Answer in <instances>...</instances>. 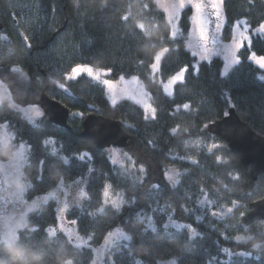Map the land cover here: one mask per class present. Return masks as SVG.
Segmentation results:
<instances>
[{
    "label": "trees",
    "instance_id": "1",
    "mask_svg": "<svg viewBox=\"0 0 264 264\" xmlns=\"http://www.w3.org/2000/svg\"><path fill=\"white\" fill-rule=\"evenodd\" d=\"M34 2V16L15 21L19 12L7 10L0 0V79L19 105L40 106L43 93L59 101L69 109L68 128L51 123L45 114L30 123L0 102V123H7L15 135L0 146V160L8 159L20 142L30 146L21 173L28 201L61 182L86 179L85 201L68 208L66 219L76 223L90 246L72 248L77 244L64 232H49L58 226V205L51 201L29 214L14 243H0V264H94L95 250L116 227L131 240L108 249L101 264H264V221L249 227L243 223L249 205L264 199V175L253 181L227 143L207 129L234 109L264 136V70L247 59L250 51L264 56V34L252 37L251 49L243 48L240 63L223 77L218 56L196 68L185 47L191 9L183 12L180 32L173 37L156 0ZM222 8L223 40L231 37L239 20L251 27L264 22V0H224ZM164 48L169 51L154 77L152 62ZM76 65L108 70L113 80L139 76L156 118L146 119L132 101L112 106L105 88L87 76L65 81ZM185 67V80L171 96L164 94L160 80ZM90 114L122 123L130 138L117 150L132 170L113 163L108 149L81 139L83 118ZM170 168L176 171L175 182L166 179ZM105 189L123 199L120 211L104 204ZM169 221L179 227L165 226Z\"/></svg>",
    "mask_w": 264,
    "mask_h": 264
},
{
    "label": "rangeland",
    "instance_id": "2",
    "mask_svg": "<svg viewBox=\"0 0 264 264\" xmlns=\"http://www.w3.org/2000/svg\"><path fill=\"white\" fill-rule=\"evenodd\" d=\"M1 1L6 6L4 8H7V10L11 9L19 12L20 16L16 15L13 17L15 21L19 19H30L35 14L36 6H34V0ZM156 1L166 15V21L169 23L171 35L173 37L178 36L180 32V19L183 12L187 9H191L190 31L185 47L195 57L196 68L198 67L199 63L209 61L213 57L218 56L223 62L221 70V75L223 77L227 76L232 71L231 69L235 68V66L238 64L236 62V58L237 56L239 57V52L242 50L239 47L240 42L245 40L246 37L251 36L252 38L253 36L258 35L257 33L260 32L259 25L251 27L246 22V20L242 19L233 25L231 37L228 40H223L221 38V28H223L225 23V18H223V5H221L219 9L221 19L217 21L215 16L210 15V13L213 11L211 8L205 7L202 13H197L194 7L189 6L196 3L207 5L211 3L212 0H185L183 7L180 5V0ZM209 20L211 21V24L208 23ZM261 24H264V22ZM202 31L204 33L203 38L201 36ZM162 52L163 49H161V51H157L155 57L160 55ZM163 56H161V62ZM257 56L259 57L260 55ZM247 59L257 66L256 63L251 61L249 56ZM77 66L92 69L93 75L91 77L86 73L82 74L81 76H87L100 83L105 88L107 94L106 97L112 106H115L122 100L132 101L143 109L145 113L144 116H146L148 119L152 118L153 107L150 101V95H148L149 92L146 88V85L139 76H120L118 79L113 80L109 77L110 71L108 70L95 68L88 65H76L65 75V81L68 82V80H75L67 79L66 77L70 76L72 74V70ZM160 69L161 65H158L155 69H153L151 66L152 76H159ZM172 77L168 80H160L159 83L164 94L168 96L173 94L174 87L178 83L172 84ZM105 81H111L112 87H107L104 83ZM8 90L9 88L5 82L0 84V102H3L5 99L11 101L8 104L11 107L17 109V111H20L24 118L33 124H36L37 121L44 116V111L40 108V106H25L16 103L12 99L10 91ZM14 136L15 135L13 131L8 127L7 123H0V146H6L10 144V142L13 141ZM187 145L194 149H200L202 147L200 143H189ZM29 149L30 146L26 142H20L16 150L8 159L0 160V243H14L18 238L17 236L19 231L23 229V227H27L26 225H28L29 214L37 210L42 204L55 201L58 205L56 213L58 215V226L57 228H51L49 231H53L50 233L55 234L57 230H60L64 232L70 239H73L78 247H89L90 244H88L89 240L87 236L85 237L79 234L76 223L66 219V212L68 208L74 204L76 205L81 203L83 200L85 201L86 179L79 178L75 181H72L71 183H60L59 188L48 193H44L43 195L35 198L33 201L26 200L24 194L27 191V185L25 184L23 174L21 173L23 172V167L27 162ZM108 150L110 151V158L113 163L117 162L119 167L124 170L126 168L132 170V163H124L121 156L122 154L117 150V148L111 147ZM176 175L175 169L170 168L167 177H169L172 182H175ZM107 190L108 189H105L104 192ZM107 192L109 193L107 197L103 195L105 205L113 206L111 203L112 200L117 201L121 206L123 205V199L120 196H113L109 191ZM165 226L179 227V225H176V223L173 221H169L165 224ZM124 234L128 236V234L120 227H116L110 231L102 244L95 250L94 264H101L104 260L107 250L114 245L128 242V240L124 238ZM159 264H175V262L168 260Z\"/></svg>",
    "mask_w": 264,
    "mask_h": 264
},
{
    "label": "water",
    "instance_id": "3",
    "mask_svg": "<svg viewBox=\"0 0 264 264\" xmlns=\"http://www.w3.org/2000/svg\"><path fill=\"white\" fill-rule=\"evenodd\" d=\"M3 27L0 18V31ZM39 100L40 108L51 123L68 128L67 107L45 93ZM228 112L223 119L209 124L208 132L227 143L235 158L251 175L253 181H256L260 175H264V136L256 133L241 120L234 109ZM83 119L80 137L97 149L107 150L111 147L122 149L127 146L130 136L120 121L96 114L87 115ZM261 221H264V199L250 204L243 218L246 227Z\"/></svg>",
    "mask_w": 264,
    "mask_h": 264
},
{
    "label": "snow or ice",
    "instance_id": "4",
    "mask_svg": "<svg viewBox=\"0 0 264 264\" xmlns=\"http://www.w3.org/2000/svg\"><path fill=\"white\" fill-rule=\"evenodd\" d=\"M184 3H185V0H180V5L182 7L184 6ZM223 3H224V0H212V2L209 3V4H207V5L202 4V3H196L194 5H189V6L194 7L197 13H202V11H203V9L205 7L211 8L213 11L210 13V15L211 16H215L216 20L219 21L221 19V14H220V10L219 9H220V6L223 5ZM122 19L125 20V21H127L129 19V17L128 16H124ZM208 23L211 24V21L209 20ZM237 26H239V25H237ZM142 27H143V25H141V28ZM259 28H260V32L257 33V34L258 35L259 34H264V24L259 25ZM201 36H202V38L204 37L203 31L201 32ZM239 47L241 49H243L245 47L251 49V47H252V38H251V36L246 37L245 40L241 41L240 44H239ZM168 51H169L168 48H164L163 49V52L160 55H157L155 57L154 62L152 64V68L153 69H155L158 65H161V56H163L164 53H167ZM249 58L251 59V61H253L254 63H256L258 67H260L261 69H264V56H259L258 57L254 52H250L249 53ZM236 62L237 63H240V58L238 56L236 58ZM188 70L189 69L187 67L181 68L180 71H179V73L177 75H175V76L172 77L171 83L172 84H175L177 82H183L185 80V74L188 72ZM84 73H86L90 77L93 75V71H92L91 68H85V67H82V66H77V67H75L72 70V74L70 76L66 77V78L67 79H77V78H79ZM97 79H98V77H97ZM2 83L3 82L0 81V84H2ZM104 83H105V85L107 87H109V88L112 87V82L111 81H105ZM59 87L62 88V89H64V86L63 85H59ZM9 102H11V101H9L7 99H5L3 101V103H9ZM183 107H184L185 110H187L189 108V105L188 104H184ZM155 118H156V116H155V109H153L152 119H155ZM146 119H147V117H146ZM171 131H172V134H175V130H171ZM85 156H90V153H85ZM80 159L83 160L84 157H80ZM44 163L45 162L43 160H41L39 162V164L41 165V167H43ZM166 179H170V178L166 177ZM103 195L105 197H107L109 195V193L107 191H105L103 193ZM111 203H112V205L115 207V209L117 211H120L121 210V205L117 201L112 200ZM101 211H103V209H101ZM227 211L229 213H231L233 211V209L232 208H228ZM36 231H39V229H36ZM52 231L53 230H51L49 232H52ZM124 238L127 239V240H131V237H128L125 234H124ZM236 240L237 241H241V240H243V238L242 237H236ZM70 246L72 248L78 247V246H74V245H70ZM241 254L243 255L244 253H241ZM110 264H114V261H110Z\"/></svg>",
    "mask_w": 264,
    "mask_h": 264
},
{
    "label": "clouds",
    "instance_id": "5",
    "mask_svg": "<svg viewBox=\"0 0 264 264\" xmlns=\"http://www.w3.org/2000/svg\"><path fill=\"white\" fill-rule=\"evenodd\" d=\"M256 247H258V245H256Z\"/></svg>",
    "mask_w": 264,
    "mask_h": 264
}]
</instances>
